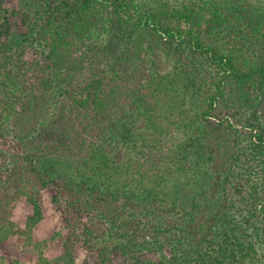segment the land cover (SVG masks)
Listing matches in <instances>:
<instances>
[{
	"label": "trees",
	"instance_id": "obj_1",
	"mask_svg": "<svg viewBox=\"0 0 264 264\" xmlns=\"http://www.w3.org/2000/svg\"><path fill=\"white\" fill-rule=\"evenodd\" d=\"M263 92L264 2L0 0V190L35 210L26 228L4 211L0 241L29 238L55 161L87 185L53 200L100 264H264V125L231 113Z\"/></svg>",
	"mask_w": 264,
	"mask_h": 264
},
{
	"label": "rangeland",
	"instance_id": "obj_2",
	"mask_svg": "<svg viewBox=\"0 0 264 264\" xmlns=\"http://www.w3.org/2000/svg\"><path fill=\"white\" fill-rule=\"evenodd\" d=\"M167 1L179 3L188 0ZM249 1L255 5L264 2V0ZM22 30L25 31L20 20L16 19L13 36L9 39V43L14 49L22 45ZM26 55L30 58L38 57L44 60L45 47L35 43L26 49ZM256 110L257 113L254 118L251 117L249 112L245 113L234 109L231 112L232 119L240 127H244L251 121L260 122L264 125V92L261 94ZM1 143L19 148L18 141L13 138H7ZM43 166L45 174L53 179L49 187L43 191L41 200L43 217L38 221L29 238L19 234H11L0 241V255L5 257L9 264H100L96 252L87 250L80 242L73 239L74 234L67 220L68 217L71 218L72 216L71 207L64 201L55 203L53 200L58 185L69 184V186L76 187L81 193L86 191L87 185L82 179L72 180L70 172L64 173L67 168H60V165L55 164V161H46ZM204 178V176H201L199 182L191 190H188V188L183 190L180 185L171 183L167 191L169 197L182 202L186 191L190 192L191 197L201 195L205 192L204 183L206 180ZM71 196L72 194H67L69 199H71ZM4 211H8L11 219L23 228L27 227L29 218L35 212L32 203L27 198L15 197L14 188L0 190V215ZM76 221L80 222L81 218L77 217ZM66 243L71 245L70 248L65 247ZM42 255L43 257H41ZM144 258L153 260L154 257Z\"/></svg>",
	"mask_w": 264,
	"mask_h": 264
}]
</instances>
